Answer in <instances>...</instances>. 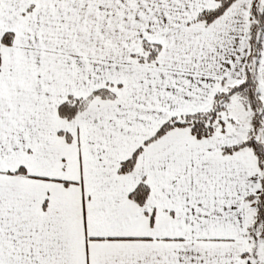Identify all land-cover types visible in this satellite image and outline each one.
<instances>
[{"label": "snow or ice", "instance_id": "snow-or-ice-1", "mask_svg": "<svg viewBox=\"0 0 264 264\" xmlns=\"http://www.w3.org/2000/svg\"><path fill=\"white\" fill-rule=\"evenodd\" d=\"M0 264H264V0H0Z\"/></svg>", "mask_w": 264, "mask_h": 264}]
</instances>
